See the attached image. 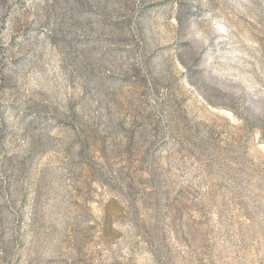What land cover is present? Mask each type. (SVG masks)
I'll use <instances>...</instances> for the list:
<instances>
[{
	"label": "rangeland",
	"instance_id": "obj_1",
	"mask_svg": "<svg viewBox=\"0 0 264 264\" xmlns=\"http://www.w3.org/2000/svg\"><path fill=\"white\" fill-rule=\"evenodd\" d=\"M0 264H264V0H0Z\"/></svg>",
	"mask_w": 264,
	"mask_h": 264
}]
</instances>
